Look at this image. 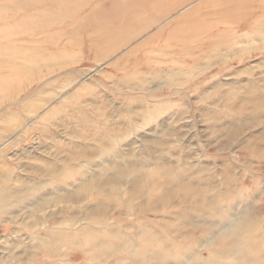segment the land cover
Listing matches in <instances>:
<instances>
[{
    "label": "rangeland",
    "instance_id": "1",
    "mask_svg": "<svg viewBox=\"0 0 264 264\" xmlns=\"http://www.w3.org/2000/svg\"><path fill=\"white\" fill-rule=\"evenodd\" d=\"M199 4L206 34L257 31ZM177 15L105 60L81 21L75 63L0 107V264H264V112L250 105L264 93V22L218 57L193 52L186 79L187 58L146 42ZM127 56L155 64L111 72Z\"/></svg>",
    "mask_w": 264,
    "mask_h": 264
},
{
    "label": "bare ground",
    "instance_id": "2",
    "mask_svg": "<svg viewBox=\"0 0 264 264\" xmlns=\"http://www.w3.org/2000/svg\"><path fill=\"white\" fill-rule=\"evenodd\" d=\"M193 1L195 0H0V107L13 108L17 102H22L19 101L21 95L29 99L41 84L45 86L52 82H42L47 75L75 63V53L65 54V51L70 48L68 51L71 52L76 45H80V38L77 39L76 36H79L80 30L84 31L81 21L87 23L88 28L96 29L93 36L85 42L90 48L97 49L95 57L99 55L105 60L119 50L129 47L130 42L152 26H158L167 16L177 15L181 7ZM200 1L197 0V5L187 9L185 13L177 15L170 22L171 27L167 26L170 28L166 32L165 28L159 27L146 37V42L179 52L182 57L188 59L183 66L187 73L184 76L186 79L193 78L195 59L189 57L193 52H212L217 56L222 46L230 50L235 41L260 37V25L264 22V0H208L211 4L221 2L233 7L229 12L222 14V22L245 24L257 31H233L234 34L230 31H221L220 34L210 31L206 34L210 25L200 24L206 18L202 16L204 9L198 5ZM75 7H79L80 12L76 20L73 19L76 17ZM85 9L88 10L81 13ZM253 9L256 11H251ZM211 14L214 17L217 12ZM121 15L125 19H120ZM106 23L109 24L105 26ZM198 32L200 36L206 35L191 41L193 35ZM225 36L226 38H223ZM117 59L110 65L111 72L128 69L138 72L143 67L155 64L150 57L143 62L129 61V56ZM100 69L96 68L93 73H98ZM174 75L176 73L169 77V84L174 82ZM125 82L137 88L145 86L144 82L137 78L132 82ZM36 86L38 87L35 88ZM254 93L257 95L255 101L250 103L253 106L251 111L255 114L263 113L264 93ZM37 113L38 110L33 112L36 116ZM26 126L27 124L19 127L17 134L26 131Z\"/></svg>",
    "mask_w": 264,
    "mask_h": 264
}]
</instances>
